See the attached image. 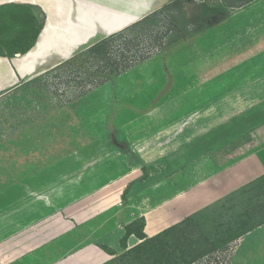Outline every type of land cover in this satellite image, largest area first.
<instances>
[{"label":"rangeland","instance_id":"374dc122","mask_svg":"<svg viewBox=\"0 0 264 264\" xmlns=\"http://www.w3.org/2000/svg\"><path fill=\"white\" fill-rule=\"evenodd\" d=\"M202 5L210 10L203 12ZM233 10L224 0H182L181 15L165 47L147 64L142 65L147 60L138 64L140 70H134L127 80L148 84L156 104L172 101L166 110L155 108L156 119L163 122L165 117L185 116L191 124L195 115H201L203 128L209 125L212 97L227 82L228 69L264 47L258 37L264 35V11L233 15ZM228 19L239 24L228 27ZM69 72L46 74L0 94V252L5 253L0 256L17 255L23 263L57 264L67 256L61 241L69 238L72 229L86 232L89 225L85 227L82 219L97 217L115 201L117 184L105 169L106 157L94 160V151L101 147L103 155L115 157L112 143L118 138L109 111H115L113 102L119 93L114 86L106 87L102 92L105 109L94 100L101 92L76 96L75 81L70 77L79 71ZM105 112L106 123L100 125L97 119L102 117V121ZM88 115L93 123L87 127L83 121ZM217 129L224 137L216 153L220 162L250 148L249 133L227 141L226 131ZM88 133L103 137L94 139ZM87 145L91 148L89 164L84 150L79 149ZM202 147H209L208 140ZM129 158L136 160L134 155ZM176 166L174 162L143 169L155 176L153 182ZM122 200L120 203H127L124 195ZM227 205L224 214L216 212L220 203L200 208L194 223L186 226L185 234L201 232L202 240L208 237L215 244L194 264H264V224L228 243L216 241L223 237L218 223L226 220ZM132 243L126 241L127 248ZM124 251L119 249L115 257Z\"/></svg>","mask_w":264,"mask_h":264},{"label":"crops","instance_id":"0c3cea01","mask_svg":"<svg viewBox=\"0 0 264 264\" xmlns=\"http://www.w3.org/2000/svg\"><path fill=\"white\" fill-rule=\"evenodd\" d=\"M172 1L0 0V94L19 87ZM228 7L235 9L233 15L254 10L263 12L264 0ZM227 23L228 27L239 24L232 19ZM38 24L42 27L35 37ZM258 37L264 43V35ZM251 60L256 63L251 64ZM134 70L138 72L139 66L118 75L114 85L108 81L89 93L101 92L94 100L106 109L104 90L107 86L115 87L119 94L116 93L113 102L115 111H109V121L114 125L116 137L128 143L136 160L132 162L114 145V159L103 155L105 151L101 147L94 151V160L97 156L100 161L106 157L105 169L117 184L115 201L97 217L82 219L85 227L89 225L86 232L72 229L69 238L61 241L67 256L57 264H103L113 257L104 246L115 252L121 249L125 225L135 218L143 216V232L153 236L264 174V47L243 56L237 67L228 69L227 82L222 83L225 87L222 85L212 97L211 122L205 129L201 115H195V122L191 124H187L185 116L165 117L163 122L156 119L155 108L166 110L172 101L166 99L156 104L149 95L148 84L128 83ZM112 101L108 100L109 104ZM101 118L97 119L100 125L106 123V112L102 121ZM83 122L88 127L93 119L88 115ZM218 127L226 131L227 141L249 133L250 148L220 162L216 153L224 137L219 135ZM88 135L99 140L103 137L101 133ZM205 139L209 147L203 149ZM79 149L84 150L89 164L91 148L87 145ZM174 162L176 168L153 182L151 178L155 176L149 170L144 176V166L165 167ZM123 195L127 198L124 207L120 203ZM130 240L132 245L139 242L134 235L128 237L127 241ZM0 264L32 263L21 262L17 255H6L0 256Z\"/></svg>","mask_w":264,"mask_h":264},{"label":"trees","instance_id":"16d2710c","mask_svg":"<svg viewBox=\"0 0 264 264\" xmlns=\"http://www.w3.org/2000/svg\"><path fill=\"white\" fill-rule=\"evenodd\" d=\"M224 1L227 6H239L251 0ZM208 8L202 5L203 12L210 10ZM181 9L182 0H174L140 20L100 39L30 81L50 73L60 74L65 70L73 73L74 70H78V74L73 77H70L71 74L68 75L75 81L76 96H82L162 50L174 31L175 22L181 15ZM41 27L42 24L36 26L35 37ZM112 144L130 157L133 156L126 141L115 139ZM146 174L144 171V176ZM215 203H220L216 212L221 211V213L225 205L229 203V206L227 205L229 213H226L224 217L226 220L218 223V228L223 230L221 232L223 237L216 241L228 243L263 225L264 174ZM196 213L198 212L149 237L143 232L144 217L135 218L125 225V233L120 239V246L125 250L124 253L115 257L116 252L104 246L113 257L103 264L112 262L119 264V261L122 264H194L210 253L215 246L208 237L202 240L201 232L185 234L186 226L194 223ZM130 235L138 238L139 242L127 248L126 241Z\"/></svg>","mask_w":264,"mask_h":264}]
</instances>
